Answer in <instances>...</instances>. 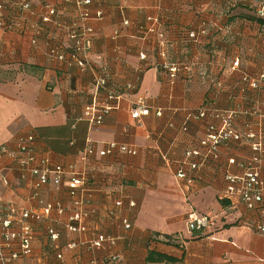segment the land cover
<instances>
[{
    "label": "crops",
    "instance_id": "0c3cea01",
    "mask_svg": "<svg viewBox=\"0 0 264 264\" xmlns=\"http://www.w3.org/2000/svg\"><path fill=\"white\" fill-rule=\"evenodd\" d=\"M65 2L30 0L31 9L22 18L7 12L13 27L0 29V203L36 212H44L40 200L55 206L49 216L30 221L34 251L17 264H264V234L250 227L259 214L221 198L226 174L244 171L251 146H223L220 160H209L191 185L177 176L180 169L188 171L186 152L202 149L208 125L216 122L199 117L202 107L257 109L258 117L237 119L242 130L246 121L255 126L262 121L264 80L256 89L243 80L244 74L264 72V25L250 19L256 15L252 0H92L89 22L95 35L90 67L84 69L48 54L52 45L67 47L58 23L71 20L75 4ZM63 4L67 17L42 21L47 5ZM36 26L41 27L38 34ZM202 30L206 33L198 39L189 37ZM237 59L240 68L235 70ZM173 63L189 69L171 77L165 66ZM104 71L120 98L105 122L93 126L83 112L94 96L95 75ZM141 96L151 113L139 125L130 109ZM30 134L39 156L76 164L88 177L89 192H81V208L88 213L85 233L67 228L77 207L66 180L58 187L43 185L36 198L35 181L23 178L6 152L17 151L19 138ZM110 142L134 147L137 154L116 151L82 159L88 145L100 150ZM193 211L214 214L200 238L188 228ZM50 229L58 239L51 238ZM101 236L109 240L94 246ZM71 242L77 247L70 248ZM150 251L178 261L149 262Z\"/></svg>",
    "mask_w": 264,
    "mask_h": 264
},
{
    "label": "built area",
    "instance_id": "2783aa9c",
    "mask_svg": "<svg viewBox=\"0 0 264 264\" xmlns=\"http://www.w3.org/2000/svg\"><path fill=\"white\" fill-rule=\"evenodd\" d=\"M74 2V15L69 21L58 23L59 27L64 30L67 39V47L64 44L52 45L48 50L50 57L68 64H77L81 68H89L88 60L89 50L92 46L95 29L89 20L93 13L89 7L92 0H66L65 3ZM258 16L264 17V0H252ZM30 0H0V29H8L13 27V21L7 14L13 11L19 18H22L26 10L31 9ZM66 4L61 6L47 5V13L42 16L44 23L51 22L56 16L67 17ZM101 12L97 16H101ZM128 24L127 21H125ZM15 24V23H14ZM37 34L40 33L41 27L36 26ZM205 29V28H203ZM205 30L200 33L194 31L189 33V37L198 39L200 34H205ZM34 43L37 42L35 38ZM169 69L171 77H175L181 69H189V65L183 63H173L165 66ZM240 61L237 59L232 64V69H239ZM243 80L249 87L255 89L264 80V72L258 75L244 74ZM93 98L83 112V118L93 126H100L105 122L107 116L114 109L118 108V100L120 95L117 88L109 80L108 73L97 74L94 77ZM106 97L102 99L101 95ZM150 112V105L146 98L141 96L133 101L130 109L131 118L142 124V118ZM158 114H162L158 111ZM250 115L260 116L257 109L243 108L240 104L228 109H217L214 107H202L199 111V117H211L216 122L208 125L206 135L201 140L202 149H191L185 154L183 164L188 167V171L180 169L177 173L178 178L185 179L187 185L194 183L195 178L201 169L209 160L218 161L221 156V148L225 145L232 146L237 143H247L251 146L253 155L251 159L243 164L244 171L240 174L228 172L226 174V188L221 196L222 199H231L243 203L249 210L259 214V219L252 221L250 227L259 234H264V178L261 175V165L264 162V116L262 115L261 123L256 126L249 122H245L244 129L236 127V121L239 117H247ZM35 136L33 134L20 137L17 151H6L16 162L18 170L23 178L34 180V197H39L41 187L49 182L58 187L64 181L66 182L72 204L76 206L67 225L68 230L72 232L85 233L88 226L85 219L88 213L81 208L84 199L81 192L85 195L88 190V177L77 168L76 164L64 166L62 163L52 161L49 156H39L35 150ZM116 151L137 154V150L126 144L110 142L100 150L92 145H88L82 155V159L87 161L90 156L95 154L105 156L113 154ZM235 158H230L229 163H235ZM68 174V177H67ZM42 203L44 212H36L26 209H20L16 205L0 203V264H17L21 259L31 257L33 254L34 231L30 223L31 220H40L44 216H49L54 209V204L49 202ZM122 200H117L116 205L121 206ZM134 206V202L130 203ZM59 213L64 212L61 204L56 205ZM213 213L199 214L195 211L188 215V228L190 231L207 228L211 222ZM126 228H130L131 224L126 219L123 220ZM51 238L58 239V233L50 229ZM109 240V237L101 236L95 242L94 246L101 247L103 243ZM105 241V242H104ZM70 248L77 247V243L71 242ZM113 261L119 259L118 255L111 258Z\"/></svg>",
    "mask_w": 264,
    "mask_h": 264
},
{
    "label": "trees",
    "instance_id": "16d2710c",
    "mask_svg": "<svg viewBox=\"0 0 264 264\" xmlns=\"http://www.w3.org/2000/svg\"><path fill=\"white\" fill-rule=\"evenodd\" d=\"M250 19L257 22L260 25H264V17L258 16V14L251 16ZM204 231H205L204 229L194 230V235H197V237L200 238L206 235L205 234L206 232ZM147 259H148L147 261L149 262H176L178 261V259L170 255L160 253V252H155V251H150L148 253Z\"/></svg>",
    "mask_w": 264,
    "mask_h": 264
}]
</instances>
